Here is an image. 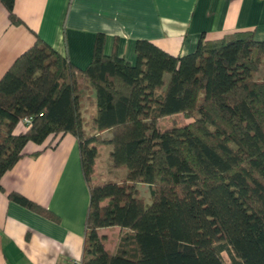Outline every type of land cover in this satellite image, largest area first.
I'll use <instances>...</instances> for the list:
<instances>
[{"label":"trees","instance_id":"1","mask_svg":"<svg viewBox=\"0 0 264 264\" xmlns=\"http://www.w3.org/2000/svg\"><path fill=\"white\" fill-rule=\"evenodd\" d=\"M14 1L0 3L19 26ZM104 45L97 34L79 69L36 39L0 78V179L71 135L89 194L81 264H264V41L253 31L201 36L192 54L172 56L141 40L133 64ZM165 119L173 125L163 131ZM30 143L42 150L25 153ZM105 146L109 169L125 171L120 181L95 180ZM8 198L59 222L19 194ZM114 228L111 253L100 232Z\"/></svg>","mask_w":264,"mask_h":264},{"label":"crops","instance_id":"2","mask_svg":"<svg viewBox=\"0 0 264 264\" xmlns=\"http://www.w3.org/2000/svg\"><path fill=\"white\" fill-rule=\"evenodd\" d=\"M13 10L22 25H11L0 3V78L36 39L79 69L89 65L97 34L105 36L106 56L116 53L131 64L141 40L172 56L192 54L201 36L216 40L253 31L264 41V0H15ZM42 147L30 143L25 153ZM10 193L52 212L59 222L11 201ZM88 203L71 135L54 149L20 159L0 179V264L81 262ZM109 243L105 249L113 253L115 244L111 249Z\"/></svg>","mask_w":264,"mask_h":264},{"label":"rangeland","instance_id":"3","mask_svg":"<svg viewBox=\"0 0 264 264\" xmlns=\"http://www.w3.org/2000/svg\"><path fill=\"white\" fill-rule=\"evenodd\" d=\"M264 70V66H262L257 74V78H260L262 76V72ZM168 76H165V82L167 81ZM84 99V103H85ZM175 125L181 127L186 123V120L182 116H176L172 118ZM171 120L165 119L158 123V127L160 130L166 131L169 130L172 127ZM111 150L109 146L105 147H99L98 148V158L95 160V180L97 183H102L104 181H120L122 178L125 177V171L124 170H116L111 171L108 167V152ZM140 196L145 199V203H149V193L148 188L146 186H138ZM107 233V239H109V245L108 247L113 249V245L116 243L121 235L119 229L111 230ZM107 242V241H106ZM222 257L224 260L227 259V255L224 253L222 254Z\"/></svg>","mask_w":264,"mask_h":264},{"label":"built area","instance_id":"4","mask_svg":"<svg viewBox=\"0 0 264 264\" xmlns=\"http://www.w3.org/2000/svg\"><path fill=\"white\" fill-rule=\"evenodd\" d=\"M30 123H31V119H30V118H25V119L23 120V125H24L25 127L29 126ZM75 264H81V262L79 261V262H76Z\"/></svg>","mask_w":264,"mask_h":264}]
</instances>
